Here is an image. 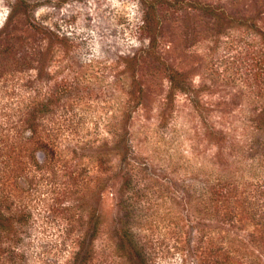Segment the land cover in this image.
Listing matches in <instances>:
<instances>
[{"label":"rangeland","instance_id":"374dc122","mask_svg":"<svg viewBox=\"0 0 264 264\" xmlns=\"http://www.w3.org/2000/svg\"><path fill=\"white\" fill-rule=\"evenodd\" d=\"M23 1L0 0V264H130L122 228L148 264H264V0Z\"/></svg>","mask_w":264,"mask_h":264},{"label":"trees","instance_id":"16d2710c","mask_svg":"<svg viewBox=\"0 0 264 264\" xmlns=\"http://www.w3.org/2000/svg\"><path fill=\"white\" fill-rule=\"evenodd\" d=\"M23 2L24 4L28 3L25 0ZM35 25L40 28V24L36 23ZM51 34L55 35L52 31ZM93 234H94L93 232L91 234L87 233V235L84 238V241H86V239L90 241L93 238ZM118 235L120 238V245H121L120 247H122V250L124 251L123 254L126 253L129 255L130 264H148L149 258L147 256V253L144 250L138 248V244L134 241L131 233H129L126 230H123L122 228L120 229ZM201 241H204L203 237L200 238V242ZM218 248L221 249L222 247L219 246ZM189 252L192 251L189 250ZM92 255H93V249L90 246L88 248L87 247L81 248L77 252L74 258V262L72 264H85L88 259H91ZM230 258H231L230 253H227L226 256L224 257L223 262H226V264H236L230 261Z\"/></svg>","mask_w":264,"mask_h":264}]
</instances>
